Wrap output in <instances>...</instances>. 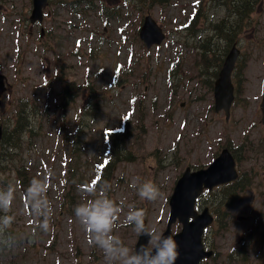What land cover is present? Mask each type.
<instances>
[{"label":"rangeland","instance_id":"obj_1","mask_svg":"<svg viewBox=\"0 0 264 264\" xmlns=\"http://www.w3.org/2000/svg\"><path fill=\"white\" fill-rule=\"evenodd\" d=\"M28 1L29 0H14L13 13L9 11L13 7V1L8 3L9 10L6 13L0 11V57L4 58V65L9 72L7 80L10 84V89L7 92L3 106H0V114L2 115H4V110H8L16 103L19 92L22 95L28 93L27 87L20 83L18 84L16 77L10 70V63L19 64V66H21L20 57L26 55V45L28 43L27 32L25 30L24 34L21 35L19 30V25H24L25 23L24 21H20V19L23 18V12L16 15L15 11L18 5L20 8L22 3L27 5ZM187 1L188 0H176L177 8L180 10L186 9ZM109 2L113 4L118 1L109 0ZM59 19L63 20V17L59 16ZM86 21L94 22L95 28L102 31L99 25L100 23L93 20L92 15H89ZM101 34H103V32H101ZM86 36H88L87 33H77L75 37L70 38V41H79L81 39V46L85 50L86 43H90L92 46L97 45L95 38L87 40ZM115 36L118 38L119 33L115 32ZM258 36H260V34H258ZM100 46L99 56L94 58L87 57L86 59L89 60L90 64L93 66L101 65L100 73L91 79V83L96 90L99 89L100 95L107 96L108 99L106 100V106L101 110L97 120L91 122V128H87L85 133L81 136L83 147L86 152H81L78 156L71 159L77 164H80L84 155L88 156L92 154L96 150L94 146L96 139L101 142L103 129L105 127L117 126L121 116L124 113H128L130 98L133 96L136 98L142 96L144 121L143 139H135L132 137L127 142L126 148L132 145L135 152L130 151V158L125 159L123 163L120 164L122 168L120 172L122 181L119 184L114 181L110 182L109 185L111 187L108 195L122 207L121 214L123 215H126L128 207L134 199L144 202L145 205L148 204L151 209L149 228L155 227L157 231L160 229L162 230L165 226L163 220L165 218V204L166 197L169 194V185L175 179L179 171L183 170L187 165H193L194 167L207 165L213 156L212 153L215 150V142L218 139L224 138L226 134L233 140L240 139L244 125L224 130L221 122L215 120L204 127H199L202 121V114H197L198 110L192 107L193 104H188L187 102L181 103L182 101L180 99L167 95L166 81L163 74L164 67L155 65V58L158 56L160 62L166 66V44H163L160 52H157L155 48L150 49L151 71L146 70L142 78L143 83L141 87L144 88L143 92L140 90V85L135 86L133 84L134 81H138L135 74L140 72V68L131 67L126 63L127 56L131 49L135 52H140L138 45L127 41L124 47H120L117 44L112 45L108 49L103 45ZM253 49L255 54L264 53L261 47L256 46ZM44 57L42 53L40 60V57L34 52H29L25 61V71L22 70V76H24V72L33 76L36 80V85L41 82L38 65L48 61V59ZM135 57L136 56L133 55V58ZM114 65H116V67L111 69ZM118 67H127L130 75L128 77L126 75H121L119 79L123 78L124 82L121 83V86L118 85L120 92L117 93V91L111 89V81L113 71ZM72 72L76 75L82 74L80 70H73ZM102 74L107 75L108 79L104 80L101 77ZM259 75H261V77H259ZM250 76L251 85L249 87V96L251 99H254L255 95H258L260 101L264 83L263 85H259L258 81L263 78L264 82V69L261 70L259 61H255L251 65ZM178 83L177 92L187 93L196 87L187 77H184L182 81H178ZM112 93H117V96L114 97ZM172 99H174L173 102H171ZM75 104V106H69L66 112V125L64 130L62 129V134L66 132L70 134V141L72 140L71 135L74 133L80 114V97L76 99ZM200 105H204V103L200 102ZM258 106L256 107V111L259 110ZM166 108H168V110H165ZM50 110L54 112L51 116L50 123L45 121L47 119L42 121L44 126L41 129L38 128V130H42L43 134L33 139V146L30 149L31 152L27 154V160L23 162L19 160V162L37 170V167L45 157H47L46 160H49V157L53 155L54 152L57 154L56 158H50L51 165L48 166L44 172L38 174L39 179H44L45 176H49L50 187L47 194H49L50 197H48V199L52 204V216L55 217L56 202L60 200V197L63 196V193L67 190L74 191V187L79 179H81L85 185L87 193H92V190L88 189L87 183L93 175L94 169L79 168L76 169L73 174L71 171H68V168H72L70 164H65L62 169H60L58 155L62 154L64 158H66L71 144L69 142L63 143L61 139H55L54 136H50L49 131L53 132L57 127H62V111H56V107L54 106H51ZM167 112L173 124L169 127H164L161 131L156 130L158 124L162 126L163 122L166 121ZM236 113L237 116L241 115L245 119L249 117V112L247 111L240 113L239 110H236ZM254 117V138H256L264 126L260 122L259 114H255ZM158 137L160 143L158 147L159 154L164 158H162V166L155 169V164L153 167L150 163L149 159L151 157L148 156V158L145 159L143 155H147L149 150L154 148L153 144ZM170 147H174L175 150H170ZM246 164L253 166L257 170V175L255 179L253 178L250 188L243 194L241 202L235 203L230 208L234 216V220L231 221V227L235 229L237 234L235 235L232 232L227 234L223 240V244L226 248H232L236 240L241 238V234L256 223V234L259 235L264 231V168H262L261 160L258 158L251 162L247 160ZM154 170L156 172V178L160 180V186L158 187L160 196L156 201H146L139 197L136 188L132 187V181L134 177H139L141 182L144 178L152 181L154 180ZM146 171L147 174L145 175ZM66 176L69 177V184L65 182ZM14 178L12 173L7 177L2 176L4 185H1L0 179V187L12 185L16 190L14 202L28 206L27 202H24L22 193L27 189L29 183H27L26 189H22L17 185L18 180L14 181ZM22 205H19V210H23ZM123 215L120 216L117 222L118 227L114 230V234L119 236L126 246H130L134 243L136 233L134 232L133 226L127 225L126 227L122 223L124 219ZM58 218L60 220L57 221L55 232L47 245L49 247L44 248L45 261L41 264H57V254H68L76 251H80V253L77 257L71 256L70 259H72V261L63 259L62 262L64 264H103L104 258L100 249L85 239L87 234L79 221L76 218L74 219L73 225L75 229L70 231L69 220L63 217ZM44 237L45 236H42L41 239ZM74 242L83 245L81 250L74 245ZM248 253L252 258L249 264H264V239L259 238L258 242L256 239H253L249 244Z\"/></svg>","mask_w":264,"mask_h":264},{"label":"clouds","instance_id":"obj_2","mask_svg":"<svg viewBox=\"0 0 264 264\" xmlns=\"http://www.w3.org/2000/svg\"><path fill=\"white\" fill-rule=\"evenodd\" d=\"M49 187V176L44 179L32 178L22 193L35 226L44 232L49 230L53 214L47 195ZM110 187L105 183L98 192L92 190L94 198L85 199L73 209L90 242L100 249L104 264H174L179 255L176 242L171 236H164L155 227L149 228L145 224V210L130 205L122 222L124 225L133 226L138 237L147 236L145 245H141L139 249H130L114 234L122 207L108 195ZM132 187L146 201H156L160 196L159 188L151 180L141 182L139 177H134ZM15 198L16 190L12 185L0 187V212L4 213L0 215V234L11 229L16 219L9 214Z\"/></svg>","mask_w":264,"mask_h":264},{"label":"trees","instance_id":"obj_3","mask_svg":"<svg viewBox=\"0 0 264 264\" xmlns=\"http://www.w3.org/2000/svg\"><path fill=\"white\" fill-rule=\"evenodd\" d=\"M58 1H61L63 4L66 3V0H50L51 3H57ZM128 0H122L123 3L127 2ZM143 2H146L147 0H142ZM224 4L226 3V8L229 9V11H233V7L238 4V7L240 8V13L242 16V19L246 18L248 16V9L252 3V0H223ZM95 0H92V8L94 7ZM84 16V15H82ZM224 33H226L224 31ZM131 61V60H130ZM144 61V59H143ZM133 63H138L136 61H131ZM144 62L139 66L140 72L136 73L135 76L137 77L138 81H134L133 84L140 85V90L143 91V88L141 87V84L143 83L142 78L144 77ZM115 67V66H114ZM130 69V68H129ZM131 70V69H130ZM98 73L96 72L95 75ZM121 75H126L127 77L130 75V72L127 67L122 68H116L113 72L112 76V84L121 86L120 80H124L123 78L119 79ZM104 78L107 77V75L102 74ZM76 88V89H75ZM67 90L70 91L68 94L67 100H63L59 103L60 106H65L66 104H69L70 101L72 102V106H74V99H72L74 96L79 95L80 91L87 90L86 96L83 99L81 105H80V114L78 116V120L82 121H88L89 119L97 116L103 106H104V98L105 96H101L99 93H97V90H95L90 81L86 80L82 84H80L78 87H74L72 84H69L67 86ZM138 101L134 96L130 99L131 105ZM133 111V110H131ZM19 115V116H18ZM17 122L16 126L12 131H7L8 137L5 138V140H8L5 145L6 147L10 148V150H6L5 153L1 154L0 162L3 164L6 161H12L17 159L18 154L15 152L17 149H20L23 145L26 144L27 140L37 138L38 136L43 134L42 130L36 131V129H41V127L35 128L32 127L29 129V132L31 134L28 138H22L21 135V129L27 128L26 126H23V124H26L27 118L26 115L23 112H20L18 114V110L15 113ZM84 124L82 122L80 126ZM104 139L108 144V155L109 157L105 159L107 163L105 170L103 171L104 174H106L108 171H110L113 168V165L116 163H120L121 161L130 158V155H128V151L125 150V143L127 141V134L125 132H104ZM34 142V140H33ZM10 146V147H9ZM77 150L75 148V140L71 142V148L70 153H75ZM151 157V160L154 162V158L158 159L157 151H152L150 154H147V156ZM238 155V154H236ZM145 156V157H147ZM243 156V155H242ZM241 156V157H242ZM158 161V160H157ZM237 163V169H238V178L231 182L230 184L224 186L223 188H215L212 193L210 194V197L213 198L212 208L216 215V222L218 223L217 227L214 229L213 233L216 236H221L225 230H227L226 226L231 227V221L234 220V216H230L229 207L230 205H233L234 200H241L243 197V194L245 191L251 186V179L254 178V175L256 171H254L253 168L245 167L242 163V158L236 159ZM15 169L17 172V175H19L24 180V174L29 172L28 167H24L23 165H10L5 167L4 174L11 170ZM2 182V177H1ZM232 200V201H231ZM231 201V203H230ZM230 203V204H229ZM62 208L69 212V204L67 201L62 202ZM256 227L257 223L254 226L249 227L242 233L241 238L238 240V243H236L233 248L231 249V253L226 254L223 257V253L219 251L217 246H213L215 252L211 259L204 260L203 264H249L252 261L251 256L248 253V247L250 242L253 239H256L258 242L259 238L264 239V231H262L259 235L256 234ZM231 232L233 234H237L235 229H231ZM242 240V241H240ZM20 258H23L20 254ZM26 258L24 256L23 260Z\"/></svg>","mask_w":264,"mask_h":264},{"label":"water","instance_id":"obj_4","mask_svg":"<svg viewBox=\"0 0 264 264\" xmlns=\"http://www.w3.org/2000/svg\"><path fill=\"white\" fill-rule=\"evenodd\" d=\"M45 5V0H34L33 17H38L40 8ZM142 36L150 44L156 39L157 32L153 28L147 29L142 32ZM2 90L3 83L0 77V93ZM221 91L222 87H219L216 97ZM230 99L231 91H229ZM236 177L234 159L229 151L224 149L208 168L191 172L187 167L177 179L168 200L170 209L167 227L162 233L164 236H171L177 244L179 255L174 264H199L202 259L212 254V251L204 250L202 236L204 230L212 223L213 218L209 213L208 206H204L200 211L195 210V201L203 189L211 191L213 187L227 184L235 180ZM176 220L181 224V228L176 233H172L171 224ZM147 239V236H139L135 249L145 245Z\"/></svg>","mask_w":264,"mask_h":264},{"label":"flooded vegetation","instance_id":"obj_5","mask_svg":"<svg viewBox=\"0 0 264 264\" xmlns=\"http://www.w3.org/2000/svg\"><path fill=\"white\" fill-rule=\"evenodd\" d=\"M258 7L260 12L264 15V0L258 2ZM215 11V13H214ZM203 16L200 19L199 27L192 33L190 27L188 26L186 30V50L192 54L194 57L199 55L200 60H203L204 51L209 58H214L215 62L208 65L207 72L210 73L211 78L208 83L213 82L217 77L219 70L222 66L224 55L228 52L233 43H231L227 48H223L221 43V31L222 27L220 25L222 19V11H217L213 7L204 8ZM232 38L237 41L238 30H237V16L235 13L232 15ZM3 123H0V132L4 128Z\"/></svg>","mask_w":264,"mask_h":264},{"label":"bare ground","instance_id":"obj_6","mask_svg":"<svg viewBox=\"0 0 264 264\" xmlns=\"http://www.w3.org/2000/svg\"><path fill=\"white\" fill-rule=\"evenodd\" d=\"M225 6H226V3H225Z\"/></svg>","mask_w":264,"mask_h":264}]
</instances>
